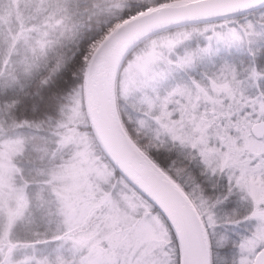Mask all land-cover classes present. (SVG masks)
Segmentation results:
<instances>
[{"label": "snow or ice", "instance_id": "6c2138e0", "mask_svg": "<svg viewBox=\"0 0 264 264\" xmlns=\"http://www.w3.org/2000/svg\"><path fill=\"white\" fill-rule=\"evenodd\" d=\"M93 11L67 70L35 78L54 112L17 122L48 131L0 186V264H264V0ZM52 42L34 41L35 62Z\"/></svg>", "mask_w": 264, "mask_h": 264}, {"label": "trees", "instance_id": "16d2710c", "mask_svg": "<svg viewBox=\"0 0 264 264\" xmlns=\"http://www.w3.org/2000/svg\"><path fill=\"white\" fill-rule=\"evenodd\" d=\"M17 3L16 9L0 24V110L4 111L0 116V137L18 134L23 138L27 150L12 159L27 172L36 164L33 146L46 143L44 134L48 129L36 130L35 126L20 129L17 122L25 117L39 121L45 112H54L58 96L57 90L45 99L35 78L41 72L52 77L67 70L71 58L64 48L77 37L98 29L99 17L93 8L103 0H48L42 5L37 0L28 5L17 0ZM27 6L32 8L27 11L30 8H24ZM121 21L113 23L111 28ZM45 30L53 42L47 55L41 56L37 63L30 50ZM36 96H40L42 102H37Z\"/></svg>", "mask_w": 264, "mask_h": 264}, {"label": "rangeland", "instance_id": "374dc122", "mask_svg": "<svg viewBox=\"0 0 264 264\" xmlns=\"http://www.w3.org/2000/svg\"><path fill=\"white\" fill-rule=\"evenodd\" d=\"M26 5L32 4L33 0H23ZM42 5L43 3L48 2V0H37ZM17 0H0V24L4 21L6 15L14 11L17 6ZM30 6L24 7L29 8ZM32 6L27 10L29 11ZM18 9V7H17ZM1 26V25H0ZM4 114V111L0 110V116ZM5 128H8V125H4ZM13 138L9 139L8 135L3 136L4 138L0 140V160L4 163L0 165V186L5 189L11 187V172L14 170L16 165L11 163L12 157L21 152V145L18 142L21 138L17 135H11ZM0 195H3L5 198L8 195V192H2Z\"/></svg>", "mask_w": 264, "mask_h": 264}, {"label": "water", "instance_id": "95a60500", "mask_svg": "<svg viewBox=\"0 0 264 264\" xmlns=\"http://www.w3.org/2000/svg\"><path fill=\"white\" fill-rule=\"evenodd\" d=\"M152 9H149V12H151ZM147 15L146 13H140L138 16H133L130 19L127 20H122L121 22H119L118 24H116V26L112 27L107 35L103 36L99 42L96 44V50L99 51L101 48H103L105 46L106 43H108V41H110L112 39L113 36H115L117 33H121L122 29H126V26L131 24L134 21L139 20L142 16ZM127 34V33H125Z\"/></svg>", "mask_w": 264, "mask_h": 264}]
</instances>
